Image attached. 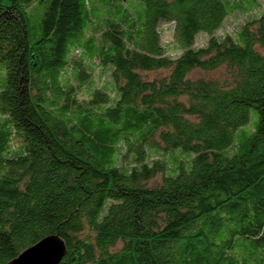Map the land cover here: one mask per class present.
Masks as SVG:
<instances>
[{"label":"trees","instance_id":"1","mask_svg":"<svg viewBox=\"0 0 264 264\" xmlns=\"http://www.w3.org/2000/svg\"><path fill=\"white\" fill-rule=\"evenodd\" d=\"M256 47L264 0H0V264H264Z\"/></svg>","mask_w":264,"mask_h":264},{"label":"water","instance_id":"2","mask_svg":"<svg viewBox=\"0 0 264 264\" xmlns=\"http://www.w3.org/2000/svg\"><path fill=\"white\" fill-rule=\"evenodd\" d=\"M64 254V246L57 236H48L23 250L7 264H57Z\"/></svg>","mask_w":264,"mask_h":264},{"label":"rangeland","instance_id":"3","mask_svg":"<svg viewBox=\"0 0 264 264\" xmlns=\"http://www.w3.org/2000/svg\"><path fill=\"white\" fill-rule=\"evenodd\" d=\"M238 19V15L237 16H230V17H227L225 19V21L223 22V29H225L226 27H231L232 26V23L234 21H237ZM235 23V22H234ZM233 23V24H234ZM159 27H162L161 28V31L163 29L166 30V32H163V35H162V41L163 42H167L170 40L171 38V32H170V28H171V25H165V24H161L159 25ZM199 37L196 38L195 40V43H200L201 41H203V39L205 38L204 35H198ZM256 50L262 55L264 56V49H260L258 47H256ZM221 74H222V70L219 69V70H214V71H211V72H201V71H193L191 73V78H198V77H202V78H206L208 80H214V79H217V78H221ZM96 73H94V76H92V80L95 81L97 78H95L96 76ZM160 75H164V73H161L160 72H157V73H152L149 75L150 78L152 77H160ZM254 121V118L253 116L251 115V118H250V123L252 124V122ZM250 125V124H249ZM174 153L178 154V153H181L179 150H175Z\"/></svg>","mask_w":264,"mask_h":264}]
</instances>
